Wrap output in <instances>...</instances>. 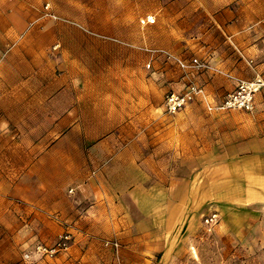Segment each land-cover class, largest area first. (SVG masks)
<instances>
[{"label":"crops","instance_id":"obj_1","mask_svg":"<svg viewBox=\"0 0 264 264\" xmlns=\"http://www.w3.org/2000/svg\"><path fill=\"white\" fill-rule=\"evenodd\" d=\"M45 1L48 0H0V167H25L7 193L0 190V229H7V215L16 214L23 222L29 217V223L38 218L52 224L53 237L63 229L78 228L86 234H95L101 228L117 236L123 246L118 257H87L85 252L45 258L35 264H145L150 237L143 229H147L144 227L151 218L154 220L155 216L159 222L162 219L167 225L165 228L180 225L191 218L199 204L212 198L223 205L245 209L252 216L264 212V89L255 95L250 113L207 111L208 106L222 102L237 82L264 81V0H190L189 5L194 7L193 38L189 41L186 59L197 58L207 69L178 70L173 92H182L189 83L196 84L201 93L189 107L202 109L184 110L181 116L205 118L209 124H218L219 136L213 146L217 144L220 149L217 154L220 162L212 167L213 171L204 173L203 180L219 181L222 194L213 197L207 190L198 197L192 187L199 179L193 162L197 154L180 153L179 165H189V168L175 169V206L154 213L143 208L142 220L125 213L118 205L117 193L105 191L102 182H77L61 176L67 172L63 167L75 162L71 152L81 153L78 160L94 165L102 166L108 161L123 165L129 161L132 143L109 142L93 135L114 132L121 137L134 130L128 122L134 117L133 99L126 96L133 91V57L128 56L131 52L125 49L126 78L117 90L109 84H96L95 80L84 78L72 83L69 78L55 76V66L68 69L75 63L83 72L78 77H84L87 62L91 60L87 55L97 53L100 48L85 46L83 37L71 51L66 44L69 32L59 24H42L50 20L43 17ZM162 34L169 40L160 50L175 51V38L182 36L180 30H163ZM59 42L61 49L54 55L51 48ZM139 42L141 49L147 48L145 38ZM71 53L77 57L71 58ZM162 60L166 69L167 63ZM76 85L74 92L72 88ZM113 91L114 99L110 95ZM118 94L123 96L119 98ZM192 147L189 145V150ZM184 148L179 143L174 145V150ZM86 151L96 155L87 156ZM107 152H110L109 159ZM71 184L77 186L69 189ZM183 185L184 191L189 187L185 193L181 192ZM68 189L74 190L79 202L89 200L90 206L77 209L70 203ZM104 206L110 207L109 212L102 210ZM13 228L15 232L19 226L14 224ZM78 233L77 236L81 235ZM13 239L12 254L3 249L0 264H34L19 256L16 247L22 242L18 235Z\"/></svg>","mask_w":264,"mask_h":264},{"label":"rangeland","instance_id":"obj_2","mask_svg":"<svg viewBox=\"0 0 264 264\" xmlns=\"http://www.w3.org/2000/svg\"><path fill=\"white\" fill-rule=\"evenodd\" d=\"M45 2L50 4L52 12L61 20L44 18L50 20H45L42 24L46 22L59 24L69 32V41L65 43L71 47V51H73L72 47L83 41V37L85 46L100 48L97 53L87 55L91 60L87 62L84 77H78V73L83 72L75 63L68 69L55 66V76L69 78L72 83H78L84 78L95 80L96 84H109L108 86H113L117 90L118 84L126 78L125 49L131 52L128 56L133 57V74H131L133 91H129L126 96L128 99L132 96L133 99L134 117L128 122L130 121L129 124L134 126V130L131 134L123 133L121 137L114 132L93 135L109 142L118 140L132 143L133 148L128 150L129 161L123 165L115 162L110 164L109 161L102 166L94 165L78 160V157L81 159V153L78 155L71 152L75 162L69 167H63L67 172L61 176L66 180L77 182H102L105 191H110L113 195L117 193L118 205L125 213L129 212L133 218L142 220L140 215L143 208L147 212L154 213L175 206L173 204L175 169L189 168V165L180 166L177 156L180 153L189 154L191 151L192 154H197L193 162H196L197 166L194 167H197L199 179L192 183L196 194L199 197L210 190L213 197H220L221 183L203 180L205 172L213 171L212 167L219 165L220 162L217 157L220 149L217 148V144L213 146V142L219 136L218 124H209L205 118L181 116L184 110H201L202 108L198 106L189 107V105L174 115H167L163 111L165 95L176 90L175 79L179 69L167 60L164 69L162 60L164 57L149 52V50L164 49L162 46L168 44L169 39H165L163 30H180L182 36L175 38L177 41L175 51L169 53L186 59L189 41L193 38L191 15L194 13V7L189 5L190 0L177 3L176 0H48ZM145 15H152L155 23L140 25L139 20ZM143 38L147 41L148 49L139 47V41ZM61 45L60 42L54 44L51 48L52 52L60 50ZM70 57H77V54L71 53ZM149 62L151 66L146 69L145 65ZM131 75L128 74L130 77ZM72 89L76 92L77 85ZM110 95L115 98L114 91ZM122 96L118 94L117 97ZM177 143L185 148L174 150V145ZM191 144L196 151L189 150ZM86 154L87 156L90 154L91 157L96 155L93 151H86ZM106 157L109 159L110 152H107ZM22 168L0 167L1 191L6 190L7 193V189L19 176ZM58 175L60 176V173ZM75 185L71 184L68 188L72 189ZM181 188V192L185 193L189 187L187 186L186 191L184 185ZM69 189L67 196L70 195V203L77 209L80 210L81 206H90L89 200L83 199L79 202L74 190L70 193ZM73 200L78 202L73 203ZM109 208L104 206L102 210L109 212ZM185 208L188 210L187 205ZM211 212L218 214L219 223L212 232L207 233L202 226V217ZM246 212L245 209L226 206L212 198L207 203L199 204L191 218L188 217L180 225L173 224L165 228L166 223L162 219L159 222L154 216V220L151 218L144 227L147 229H143L150 237L149 249H146L148 254L144 255L148 258L145 264H264V212H260L259 216L258 214L252 216ZM23 220L16 214L6 216L7 229H0V254L3 249L12 254L15 234L22 242L18 247L15 246L18 248L19 256L34 264L45 258L53 259L62 254L78 255L85 252L88 254L87 257H118V252L122 250L120 239H116L117 236L109 233L108 230L100 228L95 234L90 232L86 234L84 230L78 228L63 229L53 237L52 224L48 225L38 218L32 223H29V217L25 218L24 222ZM14 224L19 226L15 232ZM78 231L81 232L79 236H77ZM65 232H69L73 238V249L52 256L37 252L40 245L48 249L54 247L59 236ZM4 236H6L5 246ZM84 239L87 241L83 242ZM107 241H117L118 250L105 246ZM88 242H92V245L88 246ZM119 257H122V254Z\"/></svg>","mask_w":264,"mask_h":264},{"label":"built area","instance_id":"obj_3","mask_svg":"<svg viewBox=\"0 0 264 264\" xmlns=\"http://www.w3.org/2000/svg\"><path fill=\"white\" fill-rule=\"evenodd\" d=\"M43 17L50 18L52 20L57 19L56 15L52 12L49 3H44L43 5ZM154 23L155 18L152 15H145L139 20V24L142 26H147ZM149 52L158 53L168 62L171 61L174 63L176 67L183 72L207 69V65L199 61L197 58L183 59L163 50H149ZM150 66L151 63L149 62L145 65V68L149 69ZM261 89H264V81L260 79H255L250 82L239 81L237 82L234 90L227 94L222 102L215 106H208L207 111L224 112L229 110H237L250 113L253 111L254 97L261 91ZM200 93L201 89L194 83H189L186 85L182 92H169L163 99V111L167 115H174L191 105ZM69 192L71 193L72 190ZM218 223L219 216L216 212L208 213L202 217V226L207 233L212 232ZM73 245L74 242L71 234L69 232H65L59 236L54 247L48 249L43 245H40L37 248V252L52 256L58 252H65L69 250L71 247H73ZM105 246L117 251L119 248V243L117 241H107L105 242Z\"/></svg>","mask_w":264,"mask_h":264}]
</instances>
